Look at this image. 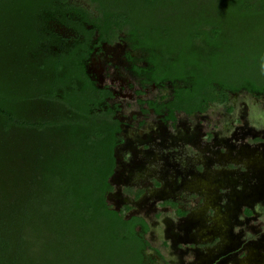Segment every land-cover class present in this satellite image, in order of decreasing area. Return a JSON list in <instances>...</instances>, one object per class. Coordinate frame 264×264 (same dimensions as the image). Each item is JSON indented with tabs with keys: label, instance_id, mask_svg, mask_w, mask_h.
<instances>
[{
	"label": "trees",
	"instance_id": "16d2710c",
	"mask_svg": "<svg viewBox=\"0 0 264 264\" xmlns=\"http://www.w3.org/2000/svg\"><path fill=\"white\" fill-rule=\"evenodd\" d=\"M86 1L94 12L72 0H0V264H29L15 252L35 239L48 247L56 233L107 234L145 264L149 224L108 202L120 127L95 112V42L150 55L153 82L176 88L171 120L230 94L264 95V0Z\"/></svg>",
	"mask_w": 264,
	"mask_h": 264
},
{
	"label": "rangeland",
	"instance_id": "374dc122",
	"mask_svg": "<svg viewBox=\"0 0 264 264\" xmlns=\"http://www.w3.org/2000/svg\"><path fill=\"white\" fill-rule=\"evenodd\" d=\"M72 2L95 10L86 0ZM56 30L71 36L61 27ZM261 50L259 57H264ZM127 52L124 41L108 46L93 59L92 70L98 73L111 65L108 76L122 85L129 75ZM257 71L264 74V65ZM127 112L119 116L131 121L134 113ZM206 119L212 121L208 133L193 128ZM190 125L180 121L176 131L167 132L161 120L151 116L142 129L125 128L121 137L125 144L117 150L118 165L111 179L110 206L118 211L129 207L127 217L148 221L145 264H264V202L258 203L262 188L264 192V95L232 96L229 107L214 106L206 117L191 119ZM209 153L212 163L205 160ZM174 160L180 165L165 172L162 163L171 165ZM240 183L244 200L237 192ZM227 222L232 227L227 228ZM215 227L225 234H212L209 230ZM46 239L48 247L35 239L15 253L22 259L29 256V264H137V251L107 234L56 233Z\"/></svg>",
	"mask_w": 264,
	"mask_h": 264
},
{
	"label": "flooded vegetation",
	"instance_id": "af4514ba",
	"mask_svg": "<svg viewBox=\"0 0 264 264\" xmlns=\"http://www.w3.org/2000/svg\"><path fill=\"white\" fill-rule=\"evenodd\" d=\"M120 41H123V40H120ZM120 41H116L113 43L103 42L101 45L95 42L93 46V50L91 52V56L86 65L87 74L91 82L96 87L97 98L100 101V106L96 109L95 112L101 116L102 122L118 123L120 127V132L118 133L119 143L115 147V150H114V156L116 159L115 172H116L117 165H118L117 150L125 144V141L122 140L121 137L126 127H130L131 129H135V128L142 129L145 126H147L149 117L153 116V118L155 119L158 118L161 120L162 124L166 127L167 132L176 131L175 129L178 127V123L180 121H185L186 125L189 126L190 128L191 119L195 117H200V118L206 117L209 114L212 107L214 106L229 107L231 97L237 95V94H230L227 104L221 105V104H214L210 102L208 103L207 109L204 112H194L192 114H186L184 112L176 111L174 113L175 119L174 120L168 119V117L171 115L169 105L175 99L176 88L169 81L163 82V84L162 83L157 84L156 82H153V76L156 73L157 69H156V66L149 61L150 55H148L147 53H143V51H134L131 48L130 44L127 41H124L129 47V52L125 54V60L129 67L127 74L129 75H127L128 80H125L122 85H117L116 79H114L113 76H108L109 68L111 65H105L104 67L101 68V71L98 73L92 70L91 66L93 64V59L96 56H99L100 54H102L105 48H107L108 46H112ZM129 55L132 58H130ZM136 68H138L139 70H137ZM108 78L110 79L112 78L113 81L108 83V80H109ZM243 92L245 91H242L240 93H243ZM256 96H259V95H256ZM126 110L128 112L130 111L134 113L133 116L131 117V121H125L119 116L121 112H125ZM139 114L141 115L142 118H139L138 116ZM182 115L184 116L183 120H181L180 118V116ZM211 125H212V121L208 122L206 119L205 121L201 120L200 122H198V124L196 123L195 125H193V128L194 126L200 127L205 130V131L203 130L205 133H208V130L210 129ZM226 132H223V133L226 134ZM145 136L149 138L150 135L146 132ZM222 139L223 138H221V140ZM212 159L213 158L210 154V156L206 158L205 160L207 162L212 163ZM148 162L151 164L150 160H148ZM171 163H172L171 165L170 164L165 165V162L162 163V168L164 169L165 172L172 173L173 168L177 165H180L178 162H175V160ZM150 164L149 166H151ZM156 164L157 166H161L159 161ZM170 170L171 172H169ZM187 181L189 182L190 179H188ZM179 184L180 183L177 182L174 184V186L177 188ZM253 185L255 186V183ZM261 191L262 192L260 193V198H258L259 199L258 203L263 204L264 202L263 188ZM237 192L240 194L242 200H244L243 199L244 198V188H243L242 183L238 185ZM227 224H228L226 225L227 228L229 227V225H231L232 227V223L227 222ZM237 226H238V223H237ZM150 231H151V228H150ZM209 231H211L212 234H225V231L217 232L218 230L216 229V227L211 228ZM228 233L231 234L230 232ZM146 236H145V239H146ZM149 247H150V244L147 248ZM147 248L145 249L144 254Z\"/></svg>",
	"mask_w": 264,
	"mask_h": 264
}]
</instances>
